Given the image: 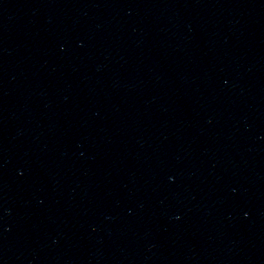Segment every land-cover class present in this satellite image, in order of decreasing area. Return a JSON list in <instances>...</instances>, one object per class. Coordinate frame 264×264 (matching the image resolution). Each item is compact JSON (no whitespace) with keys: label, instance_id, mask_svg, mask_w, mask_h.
I'll list each match as a JSON object with an SVG mask.
<instances>
[{"label":"water","instance_id":"water-1","mask_svg":"<svg viewBox=\"0 0 264 264\" xmlns=\"http://www.w3.org/2000/svg\"><path fill=\"white\" fill-rule=\"evenodd\" d=\"M0 264H264V0H0Z\"/></svg>","mask_w":264,"mask_h":264}]
</instances>
